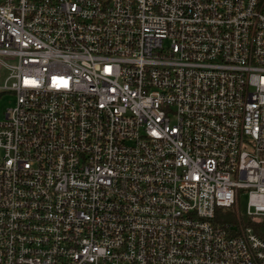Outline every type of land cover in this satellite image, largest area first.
Listing matches in <instances>:
<instances>
[{
    "label": "built area",
    "instance_id": "2783aa9c",
    "mask_svg": "<svg viewBox=\"0 0 264 264\" xmlns=\"http://www.w3.org/2000/svg\"><path fill=\"white\" fill-rule=\"evenodd\" d=\"M0 73V264H264V0H0Z\"/></svg>",
    "mask_w": 264,
    "mask_h": 264
},
{
    "label": "rangeland",
    "instance_id": "374dc122",
    "mask_svg": "<svg viewBox=\"0 0 264 264\" xmlns=\"http://www.w3.org/2000/svg\"><path fill=\"white\" fill-rule=\"evenodd\" d=\"M0 77H2L1 73H0ZM14 103H15V98L12 95H5L2 98H0V122L4 121L6 110L12 107ZM247 202H248L247 194L243 193L239 199L238 207H239L240 213L242 214L243 221L245 224L249 221L245 217ZM236 210H237V207H236ZM231 216L233 217V213H231Z\"/></svg>",
    "mask_w": 264,
    "mask_h": 264
},
{
    "label": "trees",
    "instance_id": "16d2710c",
    "mask_svg": "<svg viewBox=\"0 0 264 264\" xmlns=\"http://www.w3.org/2000/svg\"><path fill=\"white\" fill-rule=\"evenodd\" d=\"M223 213V210H218V214L219 216ZM231 215V213H230ZM234 219V218H233ZM218 223L223 226V227H227L231 221L230 220H226V219H221V218H218Z\"/></svg>",
    "mask_w": 264,
    "mask_h": 264
}]
</instances>
